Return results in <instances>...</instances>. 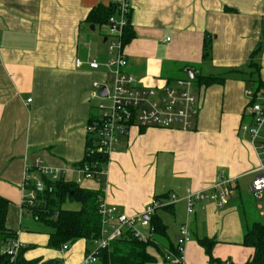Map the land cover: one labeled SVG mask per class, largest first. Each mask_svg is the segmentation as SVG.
Returning <instances> with one entry per match:
<instances>
[{
	"label": "crops",
	"instance_id": "0c3cea01",
	"mask_svg": "<svg viewBox=\"0 0 264 264\" xmlns=\"http://www.w3.org/2000/svg\"><path fill=\"white\" fill-rule=\"evenodd\" d=\"M128 1L135 36L125 45L127 71L141 85L157 87L189 77L188 68L224 76V82L196 87L193 82L199 102L193 130L134 126L110 154L106 173L78 183L87 125L98 113L91 96L94 82L109 77V60L98 53L99 37L90 29L98 24L87 18L112 0H0V195L10 202L7 226L17 232L28 260L80 264L93 249L86 239L67 244L68 249L50 248L47 227L22 229L26 166L40 158L44 165L66 169L64 181L100 190L102 200L128 215L161 197L156 214L167 233L157 240L164 251L176 247L186 226L190 240L183 264H211L199 243L204 237L215 240V259L246 264L255 250L244 244L245 234L252 222L260 221L254 212L262 199L252 200L251 183L262 156L241 125L253 121L245 93L253 86L245 77L252 71L254 51L264 81V0ZM206 39L211 42L208 57ZM91 60L100 68H91ZM220 175L235 179L230 203L220 207L198 200L190 212L187 196L209 189ZM137 228L151 234L148 227ZM149 252L157 261L148 264H172L156 247Z\"/></svg>",
	"mask_w": 264,
	"mask_h": 264
},
{
	"label": "built area",
	"instance_id": "2783aa9c",
	"mask_svg": "<svg viewBox=\"0 0 264 264\" xmlns=\"http://www.w3.org/2000/svg\"><path fill=\"white\" fill-rule=\"evenodd\" d=\"M118 13L112 15L107 23L109 35L107 42L110 52L113 54L105 64L108 72V81L105 83L94 82L92 98L97 99V115L87 125V132L94 138V146L87 150V155L92 156L97 152L110 154L121 144L122 139L128 136L131 129L136 127L169 128L179 130H193L195 118L199 109L197 96L193 92V80L179 78L165 81L162 86L149 87L141 85V80L127 71L128 58L125 53L123 42L124 28L129 23L131 4L128 0H117ZM112 37V39H110ZM1 45V40H0ZM81 65V60H77ZM89 65L93 69L100 68V63L91 60ZM106 88V95L101 93ZM249 100L248 113L252 116V123H243L241 129L248 133L251 141L258 148L262 156V163L256 169V176L251 183V190L258 199L259 209L264 212V87L256 90L248 87L245 91ZM66 169L44 165L38 158L36 164L27 165L24 177V189L22 207L33 205L37 195L46 188L45 178L59 180ZM77 172L83 178L99 179L106 173V169L97 170L85 165L77 167ZM235 179L220 175L218 180L206 190L190 193L187 198L189 211L193 212L194 202L198 200L215 202L223 207L230 203L235 195ZM175 198V196H173ZM162 202L153 199L146 208L135 215H128L116 205L108 204L102 200L99 204V212L102 217L101 235L92 240L93 249L88 251L80 264H97L99 252L109 248L111 243L122 237L126 231H130L136 238L147 241L152 238L151 234L146 237L137 228V224L151 229L150 219L156 213V209ZM27 210V208H25ZM190 240V233L186 226L180 229L177 236L176 250L179 254L174 255L170 250L165 251L164 257L172 264H183V253L186 243ZM22 243L13 238L7 245L2 247V252L7 253L14 260L22 249ZM64 249H68L65 244ZM225 264H232L226 260Z\"/></svg>",
	"mask_w": 264,
	"mask_h": 264
},
{
	"label": "trees",
	"instance_id": "16d2710c",
	"mask_svg": "<svg viewBox=\"0 0 264 264\" xmlns=\"http://www.w3.org/2000/svg\"><path fill=\"white\" fill-rule=\"evenodd\" d=\"M118 13L117 0L106 6L100 4L92 9L87 21L90 23L107 24L112 15ZM135 33L130 22L124 28L123 42L128 44ZM211 42L206 39L204 43V57H208L210 53ZM257 51H254L249 62L251 72L245 77L249 86L255 87L256 90L264 87V81L258 77L259 64L254 60ZM190 65L183 66L187 69ZM185 78H189L188 76ZM224 76H205L200 73L196 76V82L199 85L210 86L214 83L224 82ZM95 116L91 117L89 122ZM94 138L88 133L86 143L85 159L78 165H85L95 168L94 173L100 169H106L109 161V155L97 152L92 156L87 155V150L94 146ZM97 174V173H96ZM46 188L37 195V199L33 205H26L27 212L34 216L38 222H42L50 230V238L48 246L50 248L59 249L63 245L75 243L80 239H86L92 243L94 238L101 235L102 217L99 212V204L102 201L100 190H89L79 187L76 183L66 182L63 179L50 180L45 178ZM161 199V197H156ZM68 202H77L81 206L79 209L64 208ZM10 202L8 199L0 195V264H45L41 259L28 260L24 256L21 249L18 256L12 260L7 254L2 252V247L7 245L13 238H17V232L7 226ZM152 238L142 241L136 238L129 230L124 235L111 243V246L102 249L99 252V261L97 264H148L156 262L157 258L149 252L150 247H156L163 258L165 251L159 245L158 237L166 235V226L161 218L155 213L151 219ZM199 243L206 249L210 256L211 264H225L219 259L212 256V248L215 240L208 237L199 239ZM244 244L254 248V255L246 264H264V221L256 220L248 226L245 234ZM174 255L179 254L175 246L170 247ZM167 261V260H166Z\"/></svg>",
	"mask_w": 264,
	"mask_h": 264
},
{
	"label": "rangeland",
	"instance_id": "374dc122",
	"mask_svg": "<svg viewBox=\"0 0 264 264\" xmlns=\"http://www.w3.org/2000/svg\"><path fill=\"white\" fill-rule=\"evenodd\" d=\"M90 29L92 30V33L93 34H95V35H98V37H99V42H100V45H99V48H98V53H101L102 55H103V59L104 60H109V58L111 57V53H110V51L108 50V48H107V46H108V44H107V42H105L104 41V38L105 37H108V35H109V31H108V26H107V24H104V25H101V24H98V26L96 27V29L95 30H93V28L90 26ZM110 39H112V37H110ZM101 47V48H100ZM203 65H205V64H207V66H209V61H205L204 60V63H202ZM199 69H200V66L198 65L197 66ZM204 70V69H203ZM184 77V76H183ZM177 79H179V78H177ZM176 80V79H175ZM193 82H194V87H196V84H197V82H196V78H194L193 79ZM98 101L99 100H97V99H94V104H96V106H97V104H98ZM97 109V108H96ZM251 197H252V200L253 201H256V196L254 195V193L252 192L251 193ZM64 207L65 208H72V209H77V208H79L80 207V204L79 203H77V202H73V203H71V202H69V203H66L65 205H64ZM26 210V209H25ZM255 216L258 218V219H260V220H263L264 221V212H262L261 210H257L256 208H255ZM27 210H26V213H25V217H23V220L21 219V226H22V229H25V230H32V229H34V230H36V229H42V228H44V227H46L42 222H38L35 218H34V216H31V217H27ZM141 231V233L144 235V236H146V237H148V235H147V231H145V230H140Z\"/></svg>",
	"mask_w": 264,
	"mask_h": 264
},
{
	"label": "water",
	"instance_id": "95a60500",
	"mask_svg": "<svg viewBox=\"0 0 264 264\" xmlns=\"http://www.w3.org/2000/svg\"><path fill=\"white\" fill-rule=\"evenodd\" d=\"M92 28L94 29L95 26L93 25ZM187 72H188V75H189V77L191 79L196 78V76L198 74V71L195 70L194 68H188ZM101 93L103 95H106L107 91H106L105 87L102 88ZM45 264H62V261H60V260H50V261L45 262Z\"/></svg>",
	"mask_w": 264,
	"mask_h": 264
}]
</instances>
